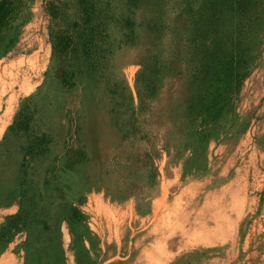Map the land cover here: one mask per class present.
<instances>
[{
	"label": "rangeland",
	"instance_id": "374dc122",
	"mask_svg": "<svg viewBox=\"0 0 264 264\" xmlns=\"http://www.w3.org/2000/svg\"><path fill=\"white\" fill-rule=\"evenodd\" d=\"M211 2L0 0V264H264V0Z\"/></svg>",
	"mask_w": 264,
	"mask_h": 264
},
{
	"label": "trees",
	"instance_id": "16d2710c",
	"mask_svg": "<svg viewBox=\"0 0 264 264\" xmlns=\"http://www.w3.org/2000/svg\"><path fill=\"white\" fill-rule=\"evenodd\" d=\"M218 0H214L212 4L209 5L210 8H214L215 6L219 5L216 4ZM252 0H236V6H238V9L240 13L238 14L239 17L241 18L242 16H245V13H248L249 11V4L251 3ZM216 9V8H215ZM215 11V10H214ZM18 11L15 9H9L8 11H4L0 13V41L3 40L5 37L6 32L14 25V23L18 19Z\"/></svg>",
	"mask_w": 264,
	"mask_h": 264
},
{
	"label": "bare ground",
	"instance_id": "6f19581e",
	"mask_svg": "<svg viewBox=\"0 0 264 264\" xmlns=\"http://www.w3.org/2000/svg\"><path fill=\"white\" fill-rule=\"evenodd\" d=\"M25 82V81H24ZM26 86V85H25ZM28 87H29V85H28ZM24 89V88H23ZM28 89H30V88H28ZM25 90V89H24ZM23 93V92H22ZM25 93V92H24ZM23 93V94H24ZM14 98V97H13ZM15 98H16V96H15ZM12 99V98H11ZM12 102V101H11ZM7 104V103H6ZM9 110V109H8ZM12 111V110H11ZM9 114H10V112H9ZM8 115V114H7ZM9 116V115H8ZM3 118V117H2ZM6 121V120H5ZM1 123V122H0ZM6 125V124H5ZM2 127V126H1ZM3 127H4V125H3Z\"/></svg>",
	"mask_w": 264,
	"mask_h": 264
}]
</instances>
